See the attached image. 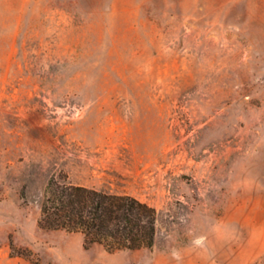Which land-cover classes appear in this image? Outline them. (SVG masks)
<instances>
[{"label":"rangeland","instance_id":"rangeland-1","mask_svg":"<svg viewBox=\"0 0 264 264\" xmlns=\"http://www.w3.org/2000/svg\"><path fill=\"white\" fill-rule=\"evenodd\" d=\"M52 176L153 207L154 246L40 228ZM36 260L264 264V0H0V264Z\"/></svg>","mask_w":264,"mask_h":264},{"label":"trees","instance_id":"trees-1","mask_svg":"<svg viewBox=\"0 0 264 264\" xmlns=\"http://www.w3.org/2000/svg\"><path fill=\"white\" fill-rule=\"evenodd\" d=\"M38 226L80 234L85 250L94 245L109 253L150 250L156 236V210L126 193L73 185L52 176L45 186Z\"/></svg>","mask_w":264,"mask_h":264}]
</instances>
